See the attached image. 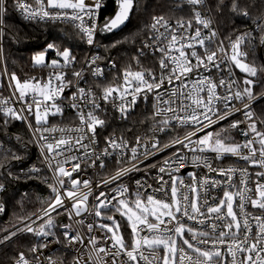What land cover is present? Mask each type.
Segmentation results:
<instances>
[{"label": "snow or ice", "instance_id": "6c2138e0", "mask_svg": "<svg viewBox=\"0 0 264 264\" xmlns=\"http://www.w3.org/2000/svg\"><path fill=\"white\" fill-rule=\"evenodd\" d=\"M115 2V15L107 18L99 31L111 33L120 29L130 19L136 6V0ZM12 3L25 20L74 22L86 43L94 44L102 0H92L91 3L85 0H32V3L12 0ZM184 3L193 6L196 24L210 29V19L202 16L199 10L205 6L206 0H184ZM8 5L9 0H0V35L4 33ZM180 6L178 2L177 7ZM222 6L228 7L224 0H219L217 9ZM230 7L234 13L249 16L246 9L240 8L238 0H231ZM147 28L153 33L151 39L156 42L154 51L161 54L159 74L151 70L126 69L122 83L103 88L99 97L92 88L79 86H76V91L65 95L66 90L74 86L73 80L66 78L65 69L75 63L76 57L69 48L61 50L53 43H48L43 51L32 57L34 65L50 69L46 78L33 77L21 81L15 73L11 74L9 88L12 89V96L0 99V114L5 117L3 124L7 125L12 120L23 121L33 131L41 155L52 172L53 183H47V178H44V182L51 189L53 198L35 219L28 217L27 222L21 221L22 227L0 236V245L23 232L42 237L53 235L51 229L56 224L52 214L60 215L59 210L63 209L70 219L87 213L110 222L97 225L88 223L89 233L93 232L94 227L106 233L104 241L107 246L97 247L99 238L89 236L91 250L86 255L76 256L74 264H108L106 257H111V264H264V215H253L247 211L250 205L264 212V179H261L264 178V171L255 173L257 179L252 182L255 184L253 189L248 186L250 174L247 168H215L206 155L213 153L216 160L234 156L252 167L264 169V131L257 128V123L264 125V120L258 121L252 107L255 101L264 99V93H254L253 89L259 83L255 79L258 69L245 62L248 53L241 51V45L251 34L244 33L234 41L230 40L229 49L226 50L222 41L213 47L217 35L215 31L210 29L206 36L202 35L200 27L192 31L191 19L187 22L177 20L173 27L164 16H153ZM257 28L264 32V20L258 19ZM260 43L264 44V35L260 37ZM145 47L153 46L146 44ZM49 51L54 52V58H47ZM99 59L97 56L86 61V67L91 69L94 77L104 75L98 65L93 67ZM227 64L246 74L242 89L230 69L228 78L222 76L217 81L211 75L214 70L223 71L222 66ZM71 75L76 85L85 79L83 68L73 70ZM218 89H224L225 93L221 95ZM149 94L154 97L153 118L162 117L158 121L162 125L159 131H166L173 121L181 127L192 129L182 138L175 137L162 146L180 147L158 167L155 163H144V159L162 150L155 138L142 143L141 138L136 137L135 145H130L123 137L106 136L104 148L97 153L93 145H97L98 129L106 125V121L97 114L101 110L99 101L112 103L121 113V118H126L137 99L141 95L147 99ZM12 99L18 107L9 104ZM65 100L71 101L68 106L75 111L79 124L69 128L47 126L49 116L63 115ZM233 101H239L242 108H235ZM233 109L242 111L245 120H234L227 128L239 129L242 123H247V129L243 132L246 137L244 143H235L226 128L198 135L204 129L227 120L233 114ZM30 117L34 119V124ZM54 133H59V136L52 135ZM85 140L88 143H84ZM140 148H144V151L140 152ZM81 151L82 155L75 154ZM187 153H192L191 157ZM110 156L115 157L117 165L127 166L118 167L115 175L105 177L97 184L98 188L111 184H116V187L111 194L100 191L89 205V197L93 196L92 182L81 180L78 176L74 178V173L81 170L82 162L104 168L105 158ZM11 158L21 159L14 153ZM4 159H8V156L5 155ZM68 164L72 165L71 171L66 170ZM185 164L207 169V173L197 179L196 173L190 172L188 175L192 182L185 184L183 177L175 175ZM141 165L146 172L157 169L155 180L159 187L149 192L151 184L136 180V191L131 193L121 181L130 173L141 171ZM0 169H6L2 161ZM208 173H215V176ZM237 173L240 175L239 185L234 182ZM32 174L38 177L40 169H30L29 179L33 178ZM165 174L168 179H165ZM8 175L11 176V172ZM214 189H220L223 195L212 196ZM3 191L5 185L0 183V192ZM156 193H161L162 197ZM3 211L4 206L0 203V212ZM117 215L130 228V245L121 232L122 221L117 219ZM38 220L42 223L34 228ZM76 223L83 224L84 220H77ZM64 227L67 229L71 225ZM63 235L68 244L84 243L79 233L72 235L65 231ZM108 241L111 243L108 244ZM50 243L52 241H47L40 247L47 248ZM31 251L36 253L39 249L33 247ZM45 259L48 264H55L51 256ZM15 264L29 262L23 253H19Z\"/></svg>", "mask_w": 264, "mask_h": 264}, {"label": "trees", "instance_id": "16d2710c", "mask_svg": "<svg viewBox=\"0 0 264 264\" xmlns=\"http://www.w3.org/2000/svg\"><path fill=\"white\" fill-rule=\"evenodd\" d=\"M180 7H177V3ZM219 0H206L209 14L217 27L218 35L222 42L229 46L230 40L244 33L251 35L241 45L248 53L246 60L257 67L259 81L253 91L259 95L264 92V44L260 43V37L264 35L257 28V22L264 20V0H238L241 9H246L249 16L234 13L231 10V0H224L228 7L217 9ZM116 8L115 0H106L102 16L105 21ZM191 10L178 0H137L131 20L127 26L113 37L98 38L99 56L103 60L116 62V70L109 75L120 74L126 69L134 70L136 67L151 70L159 65L160 55L150 53L141 54L144 42L149 39L151 31L147 28L153 16L163 15L168 18L182 19L190 17ZM120 43H117V42ZM48 43L55 44L63 50L69 48L76 57L74 66L79 65L88 53L87 45L80 32L69 23H44L34 22L21 18L14 9L12 0H9L6 14L5 51L9 72L15 73L20 80L30 78H46L50 69L36 66L32 57L43 51ZM116 44L115 47H112ZM53 51H49L47 58H54ZM137 59L139 63H137ZM238 80L242 86L245 73L236 70ZM255 112L259 120H264V99H260L255 105ZM5 117L0 114V161L6 165V169H0V178L5 185L1 202L4 211L0 212V236L14 228L22 220L27 219L41 209L51 196V189L44 182L47 174L42 171L37 177L29 179L30 169L39 168L40 157L31 141L29 133L21 121L12 120L7 125L3 124ZM52 121L63 122L62 119ZM104 134H117L119 137L130 139L136 133H148L152 126L157 124L159 118H153V111L148 102H139L136 107L128 112L126 118L109 116L105 118ZM257 128L264 131V125L257 123ZM21 159H12L11 154ZM5 155L8 159H4ZM11 172V176L8 175ZM39 221L34 228H38ZM51 229L53 235H59L62 226L55 222ZM15 231V230H14ZM130 229L125 226V234ZM42 236L33 233H18L11 241L0 245V264H15L19 253L26 258L32 256L31 249L40 245Z\"/></svg>", "mask_w": 264, "mask_h": 264}, {"label": "built area", "instance_id": "2783aa9c", "mask_svg": "<svg viewBox=\"0 0 264 264\" xmlns=\"http://www.w3.org/2000/svg\"><path fill=\"white\" fill-rule=\"evenodd\" d=\"M178 1L185 4L191 10L190 17L182 18V19L185 22H187L190 19L192 20V31H194L195 28L200 27L201 31H202V35H205V36L209 34L210 29L212 31H215L217 35L214 38L213 47L218 45L222 40L220 39V37L218 35L217 27L215 26L210 14H209V11L207 9V5L205 4V6H202L199 10L201 11L202 16H204L207 19H210V21H211L210 29H205L201 25L196 24V22L193 18V12H192L193 6L184 3V0H178ZM27 2L32 3V0H27ZM85 2L91 3L92 0H85ZM102 3H103V7L100 9V11L98 13V17H97V28H98V30H97V33L94 37V44L88 45L84 39L85 44L87 45V48H88V53H87L86 57L83 59V61L79 65L74 66V64H73L70 68L65 69V71L67 72L66 78L73 80V84H74L73 87L66 90L65 95H69L71 92L76 91V86H79V87H84L86 89L92 88L93 91L96 93L97 97H99L102 94L103 88H105L109 85L115 86V85L121 84L123 81L124 71L121 72L120 74H116V73L114 74L113 73L112 75H109L112 71L116 70V67H117L116 62L113 60H106L105 61V60L100 58L99 60H97L96 65H93V67H96L98 65L101 69H103L104 75L101 77L92 76L91 69L86 67V61L87 60L91 59L92 57H97V56L100 57L99 56V44H98V38L100 36L99 28L105 22L103 20L102 12H103V8L106 4V0H102ZM14 9L17 12V14L21 18L24 19L21 12L19 10H17L15 7H14ZM158 16H163V15H158ZM165 18L170 21V23L173 25V27L176 26L177 20H181V19H174V18H168V17H165ZM34 22L69 23L75 27V23L72 21H68V20H47V21L35 20ZM151 22H152V20H151ZM89 23H91V22L89 21ZM5 29H6V17H5V23H4V33H3V35H0V71H1V75H2L3 83H4L3 87L0 88V99L9 98L12 96V89L9 88V78L11 75H10V72L8 70V66H7V62H6ZM161 31H163V29H161ZM152 36H153V33L151 32L149 39L144 42V48L141 51V54L143 55L144 53H150V54H154V55L156 54V55L161 56L160 53L154 51V47H155L156 42L151 39ZM146 44L152 45L153 47L152 48L145 47ZM223 46L227 50V49H229L230 44H229V46H227L223 43ZM198 51L202 52L203 50L198 49ZM241 51H245V50L241 48ZM81 68L84 69L85 79L83 81H80L79 84L76 85V81L72 77L71 73L73 70H80ZM222 68H223V71H221V72H216L214 70L211 73L213 78L216 79L217 81L222 76L225 78H228V72L230 69L231 72L233 73V78L237 81L239 87L242 89V86H241V84L238 80V77H237L235 66L231 65V64H227L225 66H222ZM132 71H147V70L142 69V68H139V69L137 68V69H134ZM151 71L159 74V72H160L159 65H157L156 67H153L151 69ZM205 75H207V73H205ZM218 91L220 92L221 95H223L225 93L224 89H218ZM259 100L260 99L255 101L252 105L254 112H255V105ZM142 101L148 102L151 105L152 111H154V109H153L154 97L152 94H149L147 99H144L143 96L141 95L137 99L135 106L132 107L130 109V111L133 110L136 107V105ZM99 102L101 104V110H99L97 114L100 116V118H102L104 120L106 117H109V116H114V117H117L119 119L121 118V113L117 110L116 107H114L112 105V103H104L102 100H100ZM70 103H71V101L65 100L63 102V115L49 116L47 126H49V127L54 126V127H58V128H60V127L69 128V127L77 126L79 124V120L76 116L75 111L71 107L68 106ZM233 103L235 104V108H242V104L239 101H233ZM9 104L11 106H17L18 107V105L16 104L14 99L10 100ZM220 107L223 108L222 105H220ZM255 114H256V112H255ZM170 115L171 114H169V116ZM256 117H257V115H256ZM158 118H159V120L162 119V117H158ZM30 119H33V118L30 117ZM55 119H60V120L62 119L63 122L52 121ZM234 120H241V121L245 120L243 112L242 111L236 112L235 109H233V114L230 115L227 120H223L218 124H214V125L206 128V129H204V131L199 133L198 135L202 136L206 132H210V131L215 130L217 128H226L227 134L230 135V137L234 140V142L242 144L246 140V137L243 135V132L247 129V123H242L240 125L239 129H228L227 126ZM21 122L26 127V129L29 133V136L31 138V141H32V143H33V145H34V147H35V149H36V151L40 157V160H41V165L39 167L40 172L44 171L48 176V180H50L51 183H53L52 172L48 168L47 163L45 162L43 156L41 155V149H40L39 143L36 142L37 137L33 135V131L28 128L26 123H24L23 121H21ZM33 124H34V119H33ZM160 127H162V125L157 123V124L152 126L151 130L148 133H136L132 138H130V139L124 138V139L127 140L130 145H135L136 137H140L142 143H148L151 139L155 138L156 140L159 141V145L162 148V146L164 144L170 143V141L173 138H175V137H181L182 138L187 131L192 130L191 128L181 127V126L177 125L175 123V121H173V125L170 126L164 132H161L158 130ZM52 135L59 136V133H54ZM106 136H115V137L119 138V136L117 134L106 135V134H104L103 129H98L97 145H93V147L96 148L97 153H99L104 148V146H105L104 145V139ZM193 139H195V137ZM84 143H88V140H85ZM2 146H3V142H1V140H0V147H2ZM177 147H180V146L176 145L175 147L162 148V150L159 152H156L155 155L149 156L147 159H144V157L141 156V159H144L145 164L151 165V164L155 163L158 167L163 163V161L165 159H168L172 156V154L176 151ZM257 147H258V145H257ZM139 151L143 152L144 148H140ZM151 151H155V150H151ZM75 154L76 155H82V151L80 153H75ZM187 155L189 157H191L192 153H187ZM206 155L212 161L213 167H215V168H228V167H234L236 169L247 168L248 173L250 174L248 177V179H249V185L248 186L250 188H253V189L255 187V184L252 182L257 179V177L255 176V173L258 171H264V169L252 167L247 162L240 160L234 156H226L222 160H216L215 154L206 153ZM98 163L99 162H97V164ZM105 164H106V167L100 168L98 166L92 167V166H89L88 163L82 162L81 163V170L78 173H74V178L76 176H78L81 180L88 179L92 182L91 187H92V191H93V196L89 197V205H91V203H93V197L95 195H97L100 191H104L106 193L111 194V190L116 187V184H111L108 186H102V187L98 188L97 184H100L105 177L115 175V172L118 169V167L127 166V165H117L115 163V157L114 156H110V157L105 158ZM65 167H66V170L71 171L72 165L68 164ZM140 167H141V171L130 173L128 176H126L122 179L121 183L127 185L129 187V191L131 193H134L136 191V187H137V185L135 183L136 180H141L142 182H146V183L152 185V189H148L149 192H152L155 188L159 187V185L156 183V180H155V177L157 176V169L152 168L146 172L144 170L143 165H141ZM190 172H195L197 175V179H200L207 173V169H204L202 167L201 168H195V167L189 166L188 164H185L183 167H180L179 172L175 173V175L183 177L185 184H190L192 182L191 177H189V175H188V173H190ZM208 175L215 176V173H208ZM216 178L217 179H223L222 177H216ZM165 179H168V176L166 174H165ZM261 179H264V178H261ZM239 180H240V175H239V173H237V175L234 177V182L237 185H239ZM0 183H3L1 178H0ZM66 186H68V185L66 184ZM1 195H2V192H0V203H2L1 202ZM156 195L159 197H162L161 193H156ZM211 195L219 197V196H222L223 193L220 189H214V190H212ZM52 198H53V193L51 191V196L47 200L45 205L41 209H39L37 212H35L33 215H31L30 217L32 219H35L36 215L40 214L41 210L47 207L48 203L50 202V200ZM66 204H67V202H66ZM67 206L70 207V204H67ZM59 211L61 212L60 215H56V213H53L52 215L56 218V220L61 215L65 216L66 221L64 223L63 222H60V223L57 222L59 225L62 226V230L59 232V235H50L48 237H42L41 238L40 245L43 243H46L47 241H52V243H50L47 248H41L40 245L34 246V247H37L39 249V251L36 253L32 252V256L29 258L25 257L28 260L29 264H48V261L45 258L49 257V256L52 257V259L55 261V264H74V258L76 256L86 255L91 250V246L88 245V237L91 235H95L99 238V243H98L97 247L107 246L105 244V241H104V236L106 235V233H104L102 230L94 227L93 232H91V233L88 232V228H87L88 223H92L93 225H97V224L101 223L100 218L95 217L94 215H89V214L85 213L81 217H73L70 219L68 214L66 212H64L63 209H60ZM247 211L252 213L253 215H264V212H261V210H259V209H254L250 205L247 206ZM80 219L84 220L83 224L76 223V221L80 220ZM24 221L27 222V219H25ZM38 222H39V220L36 223H38ZM64 225H71V227L66 229L64 227ZM17 227H22V223H19L17 226H15L11 230L7 231L4 235H6L8 232L14 231ZM65 231L70 232L72 235H76L77 233H79L84 238V243L83 244H79V243L68 244L64 238V235H63ZM107 235H110V234H107ZM126 238H128V237L126 236ZM107 243L110 244L111 241H108ZM127 243L129 245L131 244L130 239H128ZM162 254H163V252L161 251V255ZM101 255H103V254H101ZM37 256H39V259H37ZM230 259H231V257H229V260ZM106 260H107L108 264H111V257H106ZM90 264H91V262H90Z\"/></svg>", "mask_w": 264, "mask_h": 264}, {"label": "rangeland", "instance_id": "374dc122", "mask_svg": "<svg viewBox=\"0 0 264 264\" xmlns=\"http://www.w3.org/2000/svg\"><path fill=\"white\" fill-rule=\"evenodd\" d=\"M245 62L249 63L247 60H245ZM249 64H250V63H249ZM136 68H138V67H136ZM235 69L238 70V71H240V70L237 69V68H235ZM240 72H242V71H240ZM243 73H244V72H243ZM10 75H11V73H10ZM245 76H246V74H245ZM21 81H24V80H21ZM3 85H4V83H3V78H2V75H1V71H0V88L3 87ZM241 86H242V85H241ZM242 88H243V86H242ZM220 130H221V128H217V129L212 130V131H210V132L215 133V132L220 131ZM117 219H119V220L122 221L121 232H122L123 235H124L125 241L127 242L128 239H130V242H131L132 237H131L130 232H129L128 235L125 234V226H127V222H126V221H123V218L119 217L118 215H117ZM55 222H56V218H55ZM101 223H110V222H109V221H106V220H101ZM11 229H12V228H11ZM129 229H130V228H129ZM126 236H127L128 238H126Z\"/></svg>", "mask_w": 264, "mask_h": 264}, {"label": "water", "instance_id": "95a60500", "mask_svg": "<svg viewBox=\"0 0 264 264\" xmlns=\"http://www.w3.org/2000/svg\"><path fill=\"white\" fill-rule=\"evenodd\" d=\"M136 1H137V0H136ZM116 11H117V5H116V8H115L113 14H112L110 17L114 16L115 13H116ZM132 14H133V13H132ZM132 14H131V16H130V19H129V20L126 22V24L123 25L120 29L114 30V31L111 32V33H109V32H101V31H99L100 36H101L102 38H104V39H107V38H110V37H113L114 35H116L120 30L124 29V28L127 26V24L129 23V21L131 20ZM103 24H104V23H103ZM103 24H102L100 27H102ZM65 221H66V218H65L64 215H61V216H59V217L57 218V222H58V223H60V222H63V223H64Z\"/></svg>", "mask_w": 264, "mask_h": 264}]
</instances>
